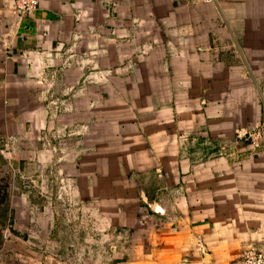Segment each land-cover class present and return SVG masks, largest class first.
Instances as JSON below:
<instances>
[{
    "label": "crops",
    "instance_id": "1",
    "mask_svg": "<svg viewBox=\"0 0 264 264\" xmlns=\"http://www.w3.org/2000/svg\"><path fill=\"white\" fill-rule=\"evenodd\" d=\"M14 12L0 0L1 132L36 168L26 192L47 174L68 189L43 247L11 237L0 264H239L264 248V0Z\"/></svg>",
    "mask_w": 264,
    "mask_h": 264
},
{
    "label": "rangeland",
    "instance_id": "2",
    "mask_svg": "<svg viewBox=\"0 0 264 264\" xmlns=\"http://www.w3.org/2000/svg\"><path fill=\"white\" fill-rule=\"evenodd\" d=\"M0 124L5 126L3 120H0ZM1 128L3 127H0V250L6 243H11L8 242L11 237L20 239L30 237L33 247L42 248L43 246L39 243L44 239H41L43 237L40 229L47 221L45 219L48 215L46 208L49 207V211L56 210L60 197L62 195L66 197L67 193L62 190L59 174L58 179L48 180L51 175L47 174L44 182L33 181L30 185V192H26L27 183L24 179H27L30 174L36 175V168L33 166L30 170L23 169L24 167L18 163L17 156L14 158L16 153L7 148V143L4 141L5 135L1 132ZM51 171L54 170L51 169ZM67 181L65 185H68ZM55 248L56 246L53 245L49 251L53 252ZM18 255L17 264L20 260ZM81 257H78L76 263L72 264H85V261H81ZM21 262L23 263L22 259Z\"/></svg>",
    "mask_w": 264,
    "mask_h": 264
},
{
    "label": "built area",
    "instance_id": "3",
    "mask_svg": "<svg viewBox=\"0 0 264 264\" xmlns=\"http://www.w3.org/2000/svg\"><path fill=\"white\" fill-rule=\"evenodd\" d=\"M14 6L16 17L21 20L24 17L33 15L42 5L44 0H11ZM210 2V1H208ZM61 176L62 190L66 188L65 177ZM68 189V188H67ZM63 196V195H62ZM239 258V264H264V248L250 245L247 247Z\"/></svg>",
    "mask_w": 264,
    "mask_h": 264
},
{
    "label": "water",
    "instance_id": "4",
    "mask_svg": "<svg viewBox=\"0 0 264 264\" xmlns=\"http://www.w3.org/2000/svg\"><path fill=\"white\" fill-rule=\"evenodd\" d=\"M154 207H155V210L157 211V213L164 214V211H163L162 207H160V205L156 204V206H154Z\"/></svg>",
    "mask_w": 264,
    "mask_h": 264
},
{
    "label": "trees",
    "instance_id": "5",
    "mask_svg": "<svg viewBox=\"0 0 264 264\" xmlns=\"http://www.w3.org/2000/svg\"><path fill=\"white\" fill-rule=\"evenodd\" d=\"M15 238V237H14Z\"/></svg>",
    "mask_w": 264,
    "mask_h": 264
}]
</instances>
